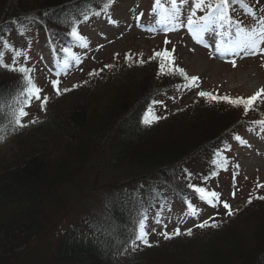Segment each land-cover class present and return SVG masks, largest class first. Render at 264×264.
<instances>
[{
    "label": "trees",
    "instance_id": "trees-1",
    "mask_svg": "<svg viewBox=\"0 0 264 264\" xmlns=\"http://www.w3.org/2000/svg\"><path fill=\"white\" fill-rule=\"evenodd\" d=\"M150 2L152 7L154 0ZM249 2L254 0H244L247 7L229 4L226 27L247 29L251 14L259 18ZM104 5L105 0H0V53H25L37 40L64 58L61 49L76 42L68 35L71 26L78 29L85 15L89 18ZM137 67L113 65L108 77L104 68L101 84L116 82L109 86L102 110L87 111L86 102L96 93L85 91L90 86L84 83L79 86L83 94L72 98L67 110L47 102L43 119L7 136L18 145V156L0 170V264H264V200L258 199L231 217L214 218L218 228H195L192 236L161 238L150 242L151 247L130 246L141 215L147 217V229L170 213L188 214V204L197 210L205 205L187 187L189 180L206 182L226 168L212 161L225 162L229 140L240 130L263 128L254 121L264 119V103L244 115L242 108L223 102L201 107L203 100L196 97L175 112H157L163 118L144 126L140 120L153 101L184 81L158 77V60ZM19 83L20 74L0 67V97L11 96ZM7 123L0 116V126ZM49 146H60L56 156L47 155ZM101 153H107L106 167L124 177L110 179L99 210L77 216L75 227L45 240L42 204L57 202L64 186L78 185L85 169L100 162Z\"/></svg>",
    "mask_w": 264,
    "mask_h": 264
},
{
    "label": "rangeland",
    "instance_id": "rangeland-1",
    "mask_svg": "<svg viewBox=\"0 0 264 264\" xmlns=\"http://www.w3.org/2000/svg\"><path fill=\"white\" fill-rule=\"evenodd\" d=\"M150 3V0H115L107 12L105 10L98 11V9V12H94L87 20L79 23L78 31L87 38L88 46L81 47L77 42L73 46H66L80 58L81 62L79 64L70 62L65 70H60L63 57H57L55 53H52L51 47H45V44L37 40L24 53L28 59H25L24 56L15 57L11 53L5 55L4 59L6 63H12V59L15 57L17 64L33 68L34 71L31 75L37 86L42 89V97L48 96L49 103L55 101L52 105H58L64 111L72 106L73 99L81 97L80 95L83 94L82 91L84 90L77 87L72 93L62 92L57 97L51 87V80H59L61 89L72 88L73 85L80 86L85 83L86 86L83 85L84 87L90 86L85 91L91 93L93 89L92 93H96L93 95L94 98L86 102L87 111L102 110L105 104L102 100L107 99V95L111 91L109 86L116 82L112 80L101 84L103 81L101 76H105V65H120V68L123 65V67L129 68V64L125 63L126 54L132 57L129 62L132 68L138 66L135 63L137 59H143L145 63L151 65L148 57L152 55L154 50L159 51L164 48L170 51L175 49L173 52L175 64L182 67L188 75L198 76L199 87L190 90L178 89L168 92L166 95L158 96L156 101L160 103L152 106L156 114L157 112L163 114L165 111H177L180 105L194 101L196 97H199L197 95L199 91H211L219 95L227 94L235 97L249 96L258 88L264 87V67H261V64L264 63V56H244L243 52L231 56L226 53L221 54L223 50L218 53L216 41L219 37L213 32L205 35L203 44H198L184 28L167 34L162 30L150 31L149 29L162 27L156 23ZM249 5L258 12L259 18L255 14H251L247 29L258 27L257 20L264 16V0H254V2H249ZM180 7L182 18H185L190 11V0ZM197 15L202 14L198 11ZM137 16L140 17L139 20L136 19ZM110 18L116 23H110ZM225 28L232 33L235 32L233 27ZM218 31L220 30L218 29ZM165 38L170 41L167 45L164 43ZM55 43L59 44V41L56 40ZM204 44L208 46L205 47ZM140 53H143L142 57L139 56ZM232 59L236 60L235 68L229 63ZM112 70L114 69L108 68L107 71L105 69L106 72H109L107 77L113 73ZM93 71H98L100 74L89 76V72ZM102 85L107 87L99 88ZM100 89L103 91L99 92ZM79 92L81 93L78 94ZM202 100L204 104L201 101L202 105L199 106L204 107L210 104L205 102L203 98ZM262 108L264 109V104ZM26 110L29 112V115L24 118L26 123L32 119L39 121L44 118V110L40 109L38 101H33ZM34 137L36 140L40 139L38 136ZM237 137L247 141V143H241L235 138L229 140L228 146L223 150L226 155V168L219 169L209 181L194 180L196 185L199 184L210 191L220 193L221 200L227 201L233 211L244 205L250 195L252 197L264 195V187H256L258 183L264 185V127L257 131L240 130ZM59 148L60 146H49L45 152L47 155L56 156ZM17 152L18 145L13 140L7 138L5 142L0 143V170L9 166L18 156ZM99 159L100 162L97 161L85 169L86 173L78 178V185L71 183L58 191L57 199L59 200L57 202L46 200L47 202L42 204L41 219L44 226L42 237L45 240L52 237L56 239L54 235L69 229V226L75 227L78 224L76 217L86 211L99 210L101 200L108 195L110 179L119 180L124 177V175L120 177L113 174L106 167L107 153H101ZM256 201L257 199H253L252 203H256ZM201 207L198 213L193 216L184 212L177 213L176 216L170 213L168 219L161 220L158 225L150 223L146 229L149 243H154L163 238L160 235L163 231L171 233L176 227H179L182 232L187 228H192L194 232L195 224L209 220L210 217L224 218L226 213L222 203L215 207L205 203ZM184 236L187 235H180L179 237ZM137 244L141 243L137 241Z\"/></svg>",
    "mask_w": 264,
    "mask_h": 264
},
{
    "label": "snow or ice",
    "instance_id": "snow-or-ice-1",
    "mask_svg": "<svg viewBox=\"0 0 264 264\" xmlns=\"http://www.w3.org/2000/svg\"><path fill=\"white\" fill-rule=\"evenodd\" d=\"M189 0H154L152 6V14L156 23L162 26L160 29H149L150 31L162 30L165 34L168 32L179 31L181 28L187 30L191 35L192 39L198 43H204V37L207 33H215L219 39L216 41V51L221 54H228L231 56L239 55L240 52H243L244 56H264V16L257 20L258 27H253L251 29H245L243 27H237L235 33L233 34L225 25L228 23V6L230 3L239 2L243 6L247 7L244 4V0H190V11L188 12L185 18H182V9L180 5L188 3ZM115 3V0H105L104 10L107 12L108 8ZM202 12V15H197V12ZM99 15V13H96ZM141 15H143L141 13ZM87 15L84 16V19L87 20ZM139 16L136 17L139 20ZM110 23L115 24L116 21L109 19ZM218 29H224L220 32ZM69 36L76 41L79 46L87 47V38L80 34L75 24L71 26V31L68 33ZM165 45L169 44L170 41L165 38ZM8 45H5L7 47ZM207 47V44H204ZM61 51L65 53V56L60 65V70H65L68 68L70 62H75L79 64L80 58L72 52L70 48H62ZM173 48L171 51L167 48L161 49L159 51L154 50L152 55L148 57L149 61L158 60L159 61V71L157 76L169 75V76H179L182 78L184 83L182 85H176L179 88L192 89L199 87V77L190 76L186 71L175 64V58L173 56ZM211 55V54H210ZM24 56L25 59L28 57L21 51L17 50L15 57ZM140 57L143 56V53L139 54ZM13 57L12 63H6L4 60V54L0 53V67L6 68L9 71L16 72L20 74V83L17 90L8 98L0 97V116H5L8 120L7 125L0 126V143L5 142L7 136L15 134L20 129L26 128L29 124H35L39 121L32 119L27 123L24 122V118L29 115V112L26 110L31 106L33 101H38L40 104V109L45 110V106L49 100V97L44 95L42 97V89L37 86L31 73L34 69L31 67H26L23 64H17L16 58ZM132 60V57L125 55V63H128L129 66H132L129 63ZM135 63L139 66H142L145 61L143 59H137ZM232 67H236V60L232 59L229 61ZM113 65H105V68H112ZM261 67H264V63L261 64ZM98 71L89 72V76L99 75ZM52 89L55 91L56 96L59 97L62 92H70L72 89L79 87V85H73L72 88H63L59 87L60 81L53 79L50 81ZM197 95L204 99L207 103H226L233 108H242L243 114L248 115L250 110H255L256 106L260 103H264V87L258 88L254 93L249 96H235L224 94L219 95L211 91H199ZM160 103L159 101H153V104ZM163 117L158 116L154 108L149 106V108L144 112L140 123L144 126H151L158 120ZM260 127H264V119L254 121ZM241 143H247V141L242 140L240 137H235ZM212 164L217 165L218 167H226L225 162L222 158L213 160ZM212 175H216L215 172ZM187 187L192 189L195 194L198 195L199 199L208 205L215 207L217 204L222 203L223 208L226 210V214L231 217L234 215L230 204L227 201H222L220 198V193L216 191H210L205 187L197 186L191 183L189 180ZM257 188L264 187V185L257 184ZM235 195V194H233ZM253 199L264 200V195L252 197L250 195L247 203L251 204ZM187 212L189 215H196L198 210L192 205H187ZM146 219L147 217L141 215L133 231V235L130 238V246L133 250H136L138 247L137 241L141 244L151 247L152 245L148 240V232L146 230ZM212 220L210 223L209 221ZM194 227L204 229V228H218L219 224L215 222L214 218H209V220H204L198 224H195ZM164 240H171L174 237L180 235L192 236V228H187L183 232L179 227H176L171 233L163 231L160 233Z\"/></svg>",
    "mask_w": 264,
    "mask_h": 264
}]
</instances>
